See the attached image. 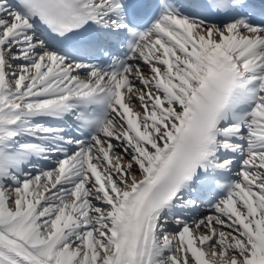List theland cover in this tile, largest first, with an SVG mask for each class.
Here are the masks:
<instances>
[{
	"label": "snow or ice",
	"instance_id": "snow-or-ice-1",
	"mask_svg": "<svg viewBox=\"0 0 264 264\" xmlns=\"http://www.w3.org/2000/svg\"><path fill=\"white\" fill-rule=\"evenodd\" d=\"M0 264H264V0H0Z\"/></svg>",
	"mask_w": 264,
	"mask_h": 264
}]
</instances>
